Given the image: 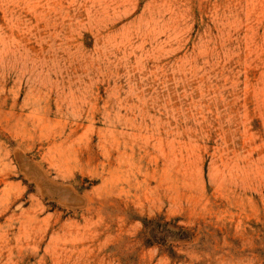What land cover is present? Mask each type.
I'll use <instances>...</instances> for the list:
<instances>
[{
	"label": "rangeland",
	"instance_id": "1",
	"mask_svg": "<svg viewBox=\"0 0 264 264\" xmlns=\"http://www.w3.org/2000/svg\"><path fill=\"white\" fill-rule=\"evenodd\" d=\"M0 264H264V0H0Z\"/></svg>",
	"mask_w": 264,
	"mask_h": 264
}]
</instances>
